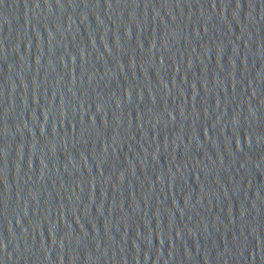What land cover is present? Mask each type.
<instances>
[{
  "label": "water",
  "instance_id": "95a60500",
  "mask_svg": "<svg viewBox=\"0 0 264 264\" xmlns=\"http://www.w3.org/2000/svg\"><path fill=\"white\" fill-rule=\"evenodd\" d=\"M0 264H264V0H0Z\"/></svg>",
  "mask_w": 264,
  "mask_h": 264
}]
</instances>
